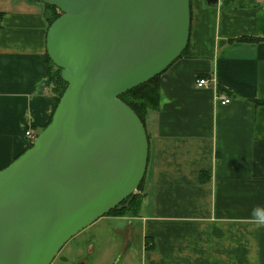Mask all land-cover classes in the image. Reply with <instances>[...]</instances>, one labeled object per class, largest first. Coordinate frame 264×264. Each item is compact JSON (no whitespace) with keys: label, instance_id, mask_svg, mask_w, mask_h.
Wrapping results in <instances>:
<instances>
[{"label":"crops","instance_id":"crops-1","mask_svg":"<svg viewBox=\"0 0 264 264\" xmlns=\"http://www.w3.org/2000/svg\"><path fill=\"white\" fill-rule=\"evenodd\" d=\"M46 11L0 0V169L54 111ZM159 81L140 208L106 216L141 228L128 264H264V0H190L186 50Z\"/></svg>","mask_w":264,"mask_h":264},{"label":"water","instance_id":"water-1","mask_svg":"<svg viewBox=\"0 0 264 264\" xmlns=\"http://www.w3.org/2000/svg\"><path fill=\"white\" fill-rule=\"evenodd\" d=\"M34 1L60 12L46 54L67 85L31 146L0 169V264H51L137 190L148 137L119 95L164 72L190 32V0Z\"/></svg>","mask_w":264,"mask_h":264},{"label":"rangeland","instance_id":"rangeland-1","mask_svg":"<svg viewBox=\"0 0 264 264\" xmlns=\"http://www.w3.org/2000/svg\"><path fill=\"white\" fill-rule=\"evenodd\" d=\"M141 189L142 185L133 193L137 198L142 195ZM127 202L126 206L130 201ZM101 218L104 219H98L66 242L51 264H128L136 260L134 257L144 251L141 228L136 225L130 231L131 222L125 218ZM116 227L121 232L115 231ZM125 252L135 256L128 259Z\"/></svg>","mask_w":264,"mask_h":264},{"label":"trees","instance_id":"trees-1","mask_svg":"<svg viewBox=\"0 0 264 264\" xmlns=\"http://www.w3.org/2000/svg\"><path fill=\"white\" fill-rule=\"evenodd\" d=\"M46 7H47L46 17L48 19V26H49L60 15V12L55 7H52L49 5H46ZM47 62H48V73H49V81H50L49 83L51 85V91L54 96V102H55V107H56L59 101V98L62 95L67 84L66 82L62 80L60 76V69H57L55 67V65L49 59L48 55H47ZM160 75L150 79L144 84H141L119 95V98L122 101H124L136 113V115L139 117V119L143 123L144 127H145V118H146L147 113L151 110L158 109L160 105V91H161L160 81H159ZM31 144L32 143H30L27 148H29ZM142 181L140 182L137 189H139V187L142 185ZM141 198H142L141 195L139 196V198H137L135 194H132L130 197L124 200L119 206L112 209L106 215L135 216L140 208ZM127 201H130V202L126 206V203H128ZM145 241L147 245L148 240L146 238H145Z\"/></svg>","mask_w":264,"mask_h":264},{"label":"built area","instance_id":"built-area-1","mask_svg":"<svg viewBox=\"0 0 264 264\" xmlns=\"http://www.w3.org/2000/svg\"><path fill=\"white\" fill-rule=\"evenodd\" d=\"M195 85L198 87V88H202V87H207L209 85V80L205 77H202V78H197L195 80ZM219 101L220 103L222 104H228L230 102V98L228 97H225V96H220L219 97ZM26 136L29 139V144L33 142V140L35 139L36 135H32V133L30 131H26L25 132Z\"/></svg>","mask_w":264,"mask_h":264},{"label":"flooded vegetation","instance_id":"flooded-vegetation-1","mask_svg":"<svg viewBox=\"0 0 264 264\" xmlns=\"http://www.w3.org/2000/svg\"><path fill=\"white\" fill-rule=\"evenodd\" d=\"M105 216H110V215H105ZM111 216H112V215H111ZM113 216H114V215H113ZM52 262H53V261H52ZM52 262H51V263H52Z\"/></svg>","mask_w":264,"mask_h":264}]
</instances>
